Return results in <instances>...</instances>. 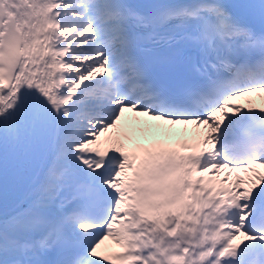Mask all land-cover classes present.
<instances>
[{
    "label": "snow or ice",
    "instance_id": "snow-or-ice-1",
    "mask_svg": "<svg viewBox=\"0 0 264 264\" xmlns=\"http://www.w3.org/2000/svg\"><path fill=\"white\" fill-rule=\"evenodd\" d=\"M258 93L264 0H0V264H264Z\"/></svg>",
    "mask_w": 264,
    "mask_h": 264
},
{
    "label": "bare ground",
    "instance_id": "bare-ground-1",
    "mask_svg": "<svg viewBox=\"0 0 264 264\" xmlns=\"http://www.w3.org/2000/svg\"><path fill=\"white\" fill-rule=\"evenodd\" d=\"M260 97L258 96H253L251 97V99L254 101V104H258L259 100L264 98V94H260L259 95ZM260 98V99H259ZM126 115L128 117H131L132 116V113H126ZM141 120H146L147 118H140ZM158 123H161V122H158V121H149L148 124L149 125H156ZM169 126H165L164 129H157L155 127H149L147 125H137L134 127V129L131 130V134L138 140H143L145 138H148L150 136H153V135H159V134H164V131L166 128H168ZM183 126L181 125H177L175 126L176 130H179L181 129ZM189 127V126H188ZM191 127H189V129H191Z\"/></svg>",
    "mask_w": 264,
    "mask_h": 264
}]
</instances>
